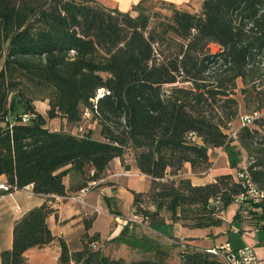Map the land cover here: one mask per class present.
Here are the masks:
<instances>
[{"label":"trees","instance_id":"obj_1","mask_svg":"<svg viewBox=\"0 0 264 264\" xmlns=\"http://www.w3.org/2000/svg\"><path fill=\"white\" fill-rule=\"evenodd\" d=\"M146 1L122 11L97 0H0V182L4 176L9 185L0 196L28 186L54 197L92 190L114 159L132 152L151 181L147 192H134L138 221L210 229L238 205L234 222L248 215L260 226L264 206L238 202L248 189L234 175L196 185L185 168L205 173L217 149L238 168L246 153L251 180L264 190V0H202L198 13L170 5V15ZM38 99L49 101L47 116ZM254 112L262 115L233 137L234 121ZM27 113L35 117L25 124ZM87 114L99 138L48 126L58 118L80 124ZM72 173L79 181L68 188ZM54 212L46 202L19 219L1 264H28L27 251L54 242L58 264H224L191 246L178 262L162 250L135 262L115 259L96 247L91 222L72 250L48 224Z\"/></svg>","mask_w":264,"mask_h":264},{"label":"rangeland","instance_id":"obj_2","mask_svg":"<svg viewBox=\"0 0 264 264\" xmlns=\"http://www.w3.org/2000/svg\"><path fill=\"white\" fill-rule=\"evenodd\" d=\"M97 1L108 7H118L123 11H129L142 0H133L128 6H122L118 0ZM160 2H164L165 4L163 5ZM202 2V0H147L146 5L154 10H160L164 15H170V5L180 10L198 13L201 10ZM218 50L217 46H212L213 52H217ZM239 85L240 87L242 86L241 83ZM240 99L242 100V97ZM40 101L42 100L38 99L36 101L39 106H41ZM244 112L247 111L242 108V113ZM91 119V115H85L83 122L76 125H70L66 120L61 118L52 120L51 122L54 123L53 128L65 129L77 134L93 131V136L99 138V128ZM239 128H241V123L238 119L234 121L232 129L238 130ZM211 160L212 165L205 174L197 173L198 175L200 174L199 177H203L200 181L214 178L219 174L230 173L235 176L239 168L245 164L247 165L249 162L246 153H243V161L239 167L231 168L228 156L222 149L211 152ZM122 163L116 164L115 162L110 167L108 180L114 181V184L112 183L113 185L98 191L101 196L100 203H98L97 199L96 204L90 203L89 205L87 198H85L84 203H77L79 206H86L88 208V210H84V218L90 220L92 217H99L96 227L98 226L101 234L100 241L96 247H101L106 255L115 259H122L126 262L155 258L158 250L167 253V260L169 262H178L181 252L186 246H190L189 243L192 241V238H187L184 235L189 234L192 230L181 224L166 223L164 225L153 226L136 220L131 212L132 191L130 188L137 190L147 189L151 182L150 178L142 175L137 169L134 153H128L125 162ZM238 209V205L233 206L223 215L224 225L221 227L223 232L219 233L218 236L226 234L225 238H228L234 247L239 248L244 244L252 245L261 259L264 260V220H261V225L257 226L254 219L249 218L248 215H243L241 222L244 223L234 222V216ZM125 218L133 220L134 223L130 224ZM126 227H129V229H126L119 239V235ZM231 229L236 231L232 232ZM241 234H247L245 239ZM34 255L36 256L37 254ZM35 256L31 257L30 263L41 264L42 259H38Z\"/></svg>","mask_w":264,"mask_h":264},{"label":"crops","instance_id":"obj_3","mask_svg":"<svg viewBox=\"0 0 264 264\" xmlns=\"http://www.w3.org/2000/svg\"><path fill=\"white\" fill-rule=\"evenodd\" d=\"M40 104L41 106L37 105V102L35 101V106L37 111L41 113L43 116H47V111L49 110V101L48 100L40 101ZM53 125H54L53 122L51 121L48 122L49 127L53 128L52 127ZM0 126H4V123L0 122ZM53 129L57 130L58 128H53ZM115 162L116 164H121L122 162H125V159L122 160L120 158H116L110 163L105 178L100 182H98L96 188H94L91 191V193L86 197L89 200L88 202L89 205L90 203L96 204L97 199H98V203H100L101 196L98 191H100L102 188H106L114 184L113 183L114 181H109L108 179L110 176L109 175L110 167ZM185 175L186 177L190 178L194 184L204 185L207 183L214 182L216 177L222 174L216 175L214 178L205 181H200V179L203 177H199L200 174L199 175L194 174L190 165H187L185 168ZM78 181H79V176L76 173H72L65 178V182L68 188H70L72 184L78 183ZM1 182L2 183L6 182V178L4 176L1 178ZM150 185L148 186L147 189H142V190L130 188L132 191L131 193L132 214L134 212V208H133L134 192H147L150 189ZM46 202L51 203L53 209L55 210L54 214L50 216V218L48 219V224L53 234L57 237L64 238L69 244V246L72 248V250H77L81 247L83 236L86 233V224L88 222H91V228L89 230V234L91 235L95 233L101 234L98 226L96 227L99 217L96 218L92 217V219L90 220L84 218L85 217L84 210H88L86 206H79L77 203H73L66 199H61L60 196L54 197V196L35 194L32 186H28L25 189L16 190L8 195L0 196V264H1L2 252L4 250L10 249L13 245V230L15 223L30 210L36 207H40ZM167 223L170 222L167 221ZM191 230L192 231L189 234L184 235L187 238H192V241H190L189 243L191 247L208 250L218 247L225 242H230L228 238H225L226 234H220L218 236L219 233L223 232L221 227H213L210 229H191ZM231 231L235 232L236 230L231 229ZM241 236H243L245 239L247 234H241ZM245 245L246 244H244L243 246ZM234 248L238 249V247H234ZM34 254L37 255L35 256ZM60 254H61L60 245L57 242H54L43 248L36 247L30 249L29 251L26 252V257L28 258V264H31L30 263L31 257L34 256L38 259H42L41 264H58Z\"/></svg>","mask_w":264,"mask_h":264},{"label":"built area","instance_id":"obj_4","mask_svg":"<svg viewBox=\"0 0 264 264\" xmlns=\"http://www.w3.org/2000/svg\"><path fill=\"white\" fill-rule=\"evenodd\" d=\"M88 115L89 114H87V116ZM261 115L262 114L260 112L241 115V127L252 125L254 123V120ZM34 117V114H24L22 116V122L28 124ZM236 134L237 130L233 131L232 136L236 137ZM235 178L237 179V181L241 182L246 189H248L246 194H242L238 198V202H242L246 199H252L255 203H260L264 206V190H260L252 182L246 165H243L242 168L237 171ZM91 186L92 184L76 194L60 198L74 203H84L85 198L91 192ZM0 190H9V185L0 182ZM135 219L137 220L138 218ZM208 252L218 257L224 264H264V260L259 257L255 247L250 244H246L241 248L235 249L230 242H225L218 247L208 249Z\"/></svg>","mask_w":264,"mask_h":264},{"label":"bare ground","instance_id":"obj_5","mask_svg":"<svg viewBox=\"0 0 264 264\" xmlns=\"http://www.w3.org/2000/svg\"><path fill=\"white\" fill-rule=\"evenodd\" d=\"M133 0H118L122 6H128ZM178 1V0H175Z\"/></svg>","mask_w":264,"mask_h":264},{"label":"water","instance_id":"obj_6","mask_svg":"<svg viewBox=\"0 0 264 264\" xmlns=\"http://www.w3.org/2000/svg\"><path fill=\"white\" fill-rule=\"evenodd\" d=\"M22 101L20 100V103H21Z\"/></svg>","mask_w":264,"mask_h":264}]
</instances>
